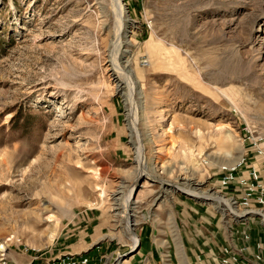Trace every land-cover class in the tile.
Wrapping results in <instances>:
<instances>
[{
	"label": "rangeland",
	"instance_id": "1",
	"mask_svg": "<svg viewBox=\"0 0 264 264\" xmlns=\"http://www.w3.org/2000/svg\"><path fill=\"white\" fill-rule=\"evenodd\" d=\"M122 3L115 57L114 0H0V243L17 263L99 240L130 261L136 220L162 199L167 227L201 235L205 214L170 196L234 231L223 168L246 157L264 175V0ZM142 172L159 182L137 193L134 228L124 201ZM181 249L167 264H209Z\"/></svg>",
	"mask_w": 264,
	"mask_h": 264
},
{
	"label": "crops",
	"instance_id": "2",
	"mask_svg": "<svg viewBox=\"0 0 264 264\" xmlns=\"http://www.w3.org/2000/svg\"><path fill=\"white\" fill-rule=\"evenodd\" d=\"M170 197L173 208L178 212V215L184 212L191 216L189 218H192V215L198 218L199 215L205 214L207 220L205 219L203 221L204 229H198L202 234L200 235L195 232V230H191L189 236L183 237L181 232L177 233L174 229V227H177L179 224L177 219L175 220V226L171 223L169 225L172 227H167L165 219L167 201L162 199L161 203H157L154 207L150 206L148 209L143 210L140 219L136 220V232L140 237L139 247L133 253L129 254L128 258L125 257L126 259L124 258L122 260L125 261L130 259L129 264H167L168 257L174 258L173 253L177 251L176 249L178 247H182L180 252L186 251L185 254L190 253V256L194 258L202 257V255L197 256V253L203 254L208 258L205 262L209 264H218L223 246L234 242L233 231L230 230L229 223L223 224V213L220 211L218 212L217 209L212 206H205L203 208L192 203L190 200H181L180 198H176V196ZM139 200L138 198V202ZM190 211H192V214ZM218 213L220 214L218 215ZM177 235L180 236V240L176 238L178 237ZM110 239L115 240L114 237ZM119 244V242H115L112 251L107 253L106 247L108 246L99 240L91 246V250L88 251L87 249L84 252L88 251L93 259H98L99 256L105 254L109 257L108 264L111 262H114V264H123L120 263L118 259H115L120 252V250L118 251V248H120L118 246ZM126 246L129 247L128 250L132 248L131 244H127ZM74 252H82V250ZM217 252V259H214V254H217ZM173 258L170 260H173ZM173 263L177 264L178 261H174ZM183 263L186 264V262Z\"/></svg>",
	"mask_w": 264,
	"mask_h": 264
},
{
	"label": "built area",
	"instance_id": "3",
	"mask_svg": "<svg viewBox=\"0 0 264 264\" xmlns=\"http://www.w3.org/2000/svg\"><path fill=\"white\" fill-rule=\"evenodd\" d=\"M257 151L264 155L261 148ZM222 172L221 185L228 191L224 195L239 212L228 213L237 227L233 231L234 242L223 246L218 264H264V175L258 166L249 165L246 157L233 168L224 167ZM2 252L0 264H108L109 259L105 254L93 259L83 252L45 256L46 252L37 249L28 261L17 263L5 250Z\"/></svg>",
	"mask_w": 264,
	"mask_h": 264
},
{
	"label": "bare ground",
	"instance_id": "4",
	"mask_svg": "<svg viewBox=\"0 0 264 264\" xmlns=\"http://www.w3.org/2000/svg\"><path fill=\"white\" fill-rule=\"evenodd\" d=\"M114 5H115L116 14H117L116 15L117 25H116V28H115V31H114V43L113 44H114V49H115L114 54H115V57H117V54L119 53L120 47L122 45L121 43H122V34H123V30H124V14H125V10L126 9L124 7V4L122 3V0H114ZM129 97H130V99L132 98V93L129 94ZM139 151H138V156L140 154L141 158L139 159V157H138V163L142 164V166H143L144 163H143V159H142V155H141V154L144 153L143 152V147H140ZM235 166L227 167V168H233ZM132 188H130L129 192L126 194V198H125V201H124V212H125V215L127 217L129 226L132 225V223L134 221V219L130 218V213H128V208L130 206V203L132 202L130 200V197L132 195ZM192 193L196 194L195 191H192ZM218 197L221 200H225L228 208H230L232 211H234L235 213L239 212V211H237V209L234 207V205L232 204V202L230 200L224 198L223 196H218ZM230 213H231V211H230ZM28 215H29V213H28ZM132 241H133V245L136 246L137 243H138V238L135 236V234H132ZM3 249H5V245L0 243V251H2ZM123 264H129V261H125Z\"/></svg>",
	"mask_w": 264,
	"mask_h": 264
},
{
	"label": "water",
	"instance_id": "5",
	"mask_svg": "<svg viewBox=\"0 0 264 264\" xmlns=\"http://www.w3.org/2000/svg\"><path fill=\"white\" fill-rule=\"evenodd\" d=\"M150 179L154 182H157L158 180L157 179H152V178H149L147 177V175L145 173H140L139 174V177H138V180H137V183L135 185V188H134V192H133V196H132V202L130 203V206L128 208V212L131 214V216H134V210L133 208L135 207V201H136V196H137V193L139 192V190L141 189V187H143V182L146 180V179ZM159 182V181H158ZM163 184V183H162ZM179 190V189H178ZM181 191V190H180ZM190 195V194H189ZM160 198V196L157 198V200ZM132 226L135 228V224L134 222L132 223ZM137 249V248H136ZM136 249H133L131 248L127 253L123 254L121 256V260L125 258V256L133 253Z\"/></svg>",
	"mask_w": 264,
	"mask_h": 264
}]
</instances>
